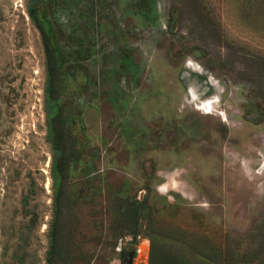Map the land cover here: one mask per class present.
I'll use <instances>...</instances> for the list:
<instances>
[{
  "label": "rangeland",
  "instance_id": "1",
  "mask_svg": "<svg viewBox=\"0 0 264 264\" xmlns=\"http://www.w3.org/2000/svg\"><path fill=\"white\" fill-rule=\"evenodd\" d=\"M59 110L73 264H264V0H0V264H46Z\"/></svg>",
  "mask_w": 264,
  "mask_h": 264
},
{
  "label": "trees",
  "instance_id": "2",
  "mask_svg": "<svg viewBox=\"0 0 264 264\" xmlns=\"http://www.w3.org/2000/svg\"><path fill=\"white\" fill-rule=\"evenodd\" d=\"M28 15L40 35L45 54L46 92L51 95L55 92L59 78L57 49L51 43L50 37L45 30V25L37 17L36 11L34 9H30L28 11ZM62 113L63 112L61 110L57 111L52 118L48 119L47 124L50 143L53 150L52 169L54 174L57 173L61 177L62 183L58 187L53 200V216L48 233L49 249L47 252L46 264H73L71 247L69 246V238L72 235L73 231L68 224V215L71 212L69 209L71 198L69 195L68 176L70 165L72 162V146H70L69 143V128L67 125V120L65 116H62ZM25 205H28V201H25ZM30 216L31 217L29 219L28 226L35 227L37 223V214L35 212H32ZM139 234L142 233H135L130 236L135 237ZM153 252L154 251L153 248L151 249L150 242L149 264H153ZM251 257L252 256L248 254L246 256H242L241 259L243 261L249 262H256L259 260L258 255L252 257V261H250L252 259ZM207 259L215 260L216 258L207 257ZM229 259L234 260V257L222 256V260L224 262ZM80 260L83 262V264H88L81 256Z\"/></svg>",
  "mask_w": 264,
  "mask_h": 264
},
{
  "label": "built area",
  "instance_id": "3",
  "mask_svg": "<svg viewBox=\"0 0 264 264\" xmlns=\"http://www.w3.org/2000/svg\"><path fill=\"white\" fill-rule=\"evenodd\" d=\"M117 253H124L126 264H149L150 241L143 235L135 237L124 236L118 240ZM129 254L131 256L129 257ZM110 264H125L119 258L111 261Z\"/></svg>",
  "mask_w": 264,
  "mask_h": 264
},
{
  "label": "water",
  "instance_id": "4",
  "mask_svg": "<svg viewBox=\"0 0 264 264\" xmlns=\"http://www.w3.org/2000/svg\"><path fill=\"white\" fill-rule=\"evenodd\" d=\"M131 256V254H129V257ZM128 264H130L129 262H128Z\"/></svg>",
  "mask_w": 264,
  "mask_h": 264
},
{
  "label": "flooded vegetation",
  "instance_id": "5",
  "mask_svg": "<svg viewBox=\"0 0 264 264\" xmlns=\"http://www.w3.org/2000/svg\"><path fill=\"white\" fill-rule=\"evenodd\" d=\"M127 236H130V235H127ZM117 247V246H116ZM120 254V253H119ZM111 263V262H110Z\"/></svg>",
  "mask_w": 264,
  "mask_h": 264
}]
</instances>
